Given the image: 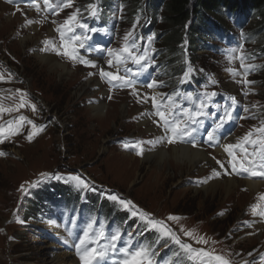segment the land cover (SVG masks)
I'll use <instances>...</instances> for the list:
<instances>
[{
	"label": "rangeland",
	"instance_id": "rangeland-1",
	"mask_svg": "<svg viewBox=\"0 0 264 264\" xmlns=\"http://www.w3.org/2000/svg\"><path fill=\"white\" fill-rule=\"evenodd\" d=\"M142 1L100 0L95 6L94 0H71L70 6H63L65 0H52L49 8L43 0L35 3L33 0H0V64L5 66L0 65V74L9 78L0 80V84L13 85L11 91L20 93L21 101L26 103L24 109L20 107L21 103L13 107L21 112L15 117L16 122H21L18 118L24 116L38 127L43 126V131L31 142L27 136L34 129L26 121L21 122L24 126L18 136L9 133V126L4 127L6 138L0 143V152L6 153L0 156V264H44L42 248L51 242L48 230L58 228V225L66 232L71 245L87 231L86 244L81 248H102L107 258L117 253L112 246L114 241L109 237L101 246V240L91 234L119 232L118 239L123 243L119 245L118 254L124 260L131 258L121 252V248L131 252L146 247L151 264L157 263L162 250L169 247L174 241L172 235H175L191 249L173 246L166 250V262L161 264H171L172 258L175 259L173 264H197L200 250L209 254V248L215 252L210 255L211 264H216L212 258L217 255L228 259L227 251L232 256L230 264H264V254L261 258L243 259L244 254L254 248L264 253V216L258 214L264 211V199H261L264 197V176H251L239 168L233 171L228 153L216 156L214 144L206 136L220 123L225 110H232L233 118L218 128L215 135L223 136L226 144L239 141L238 147L233 149L237 159L243 160L247 156L259 165V150L251 141L261 139V133L256 129L264 127V19L258 15L238 25L235 23L237 14L232 17L235 21L228 17L223 21L210 18L198 36L185 29L176 40L175 32L167 29L163 5L159 7V3L158 10L153 11ZM89 3L91 7L87 8ZM92 10L95 12V15L92 13L93 28L100 31H91V42L100 39L107 45L98 52L81 42L66 43L61 35L63 32L58 33L56 29L70 24L69 18L73 15L82 17L87 23ZM147 18L151 21L147 22ZM66 21L69 22L66 24ZM84 26L86 32L89 27ZM216 31L232 37L233 44L242 48L243 65L254 68L252 76L243 72L237 77L229 72L239 69L241 63L236 67L217 50L221 46ZM26 37L31 39L26 40ZM23 40L25 43L21 42ZM45 41L50 43L46 45ZM139 41L146 43V48L141 50ZM133 43L135 47H130L132 55H145L140 65L150 67L152 60L153 67L159 72L153 70L151 77L149 73H142L138 64L124 52V48ZM65 44L70 46L69 51H73L74 45V51L94 62L95 67L57 55V51H64ZM38 55L54 57L58 63L67 66L69 75L60 78L38 60ZM109 60L120 68L109 66ZM4 68H8L11 75L4 72ZM241 68L243 71V66ZM101 70L131 77L129 80L134 87H120L119 81L102 83ZM147 79L150 81H140ZM189 79L193 83L189 84ZM237 79L244 80V84L237 85ZM152 80L163 83L165 88L158 89L156 85L148 88L146 85ZM87 82L89 87L83 90L82 86ZM196 84L199 91L216 93L211 97H227L219 104L222 109H218V117L212 118L211 114L208 124L212 128L207 126L208 131L204 130L203 125L207 124L204 119H199L201 124L193 125L202 131V136H197L195 148H205L212 163H201L200 171L196 172L189 167L176 166L167 158L156 167L146 159L154 148L169 151L171 147L192 144L179 140L168 144L164 128L154 122L159 121L155 115L157 109L151 99L145 98L155 96L157 99L166 90L172 100L164 98L160 109L174 110L175 119H183L178 112L184 108L190 109V115L194 116L201 98L193 105L187 98L186 104L181 106H173V100L185 99L188 86L193 95ZM0 91L5 92L6 88H0ZM232 97L236 98L235 105ZM99 103L104 109L98 113L92 106ZM33 104L36 111L32 110ZM8 105L6 111L0 113V126L5 121V113L10 110ZM143 121H146V127L140 125ZM250 132L253 135L245 141L244 137ZM161 137H164L161 142L147 143ZM226 137H231V143ZM141 148L142 155L137 154ZM260 149L264 151L261 144ZM41 173L51 176L42 178ZM57 176L61 178H54ZM71 177H79L87 187H78ZM223 178L255 181L263 187L259 192L249 194L244 183L239 182L238 190L230 194L221 188L215 193L204 192L208 180L211 184L214 183L211 179ZM35 181L42 182L33 186ZM21 185L26 191L20 190ZM112 195L118 200L110 199ZM127 200L136 208H126L120 203ZM253 206H256V214ZM132 210H137L138 214L133 216ZM143 213L149 214L147 219L142 218ZM170 216L179 219L169 220ZM148 220L159 223L151 225ZM90 223L91 229L88 228ZM186 232L193 235L190 237ZM201 237L207 242L198 243ZM62 242L65 240L57 244L61 250ZM72 252L77 255L76 248ZM117 259L115 255L112 260L100 259L93 264H119ZM78 264H82L80 258Z\"/></svg>",
	"mask_w": 264,
	"mask_h": 264
},
{
	"label": "snow or ice",
	"instance_id": "snow-or-ice-1",
	"mask_svg": "<svg viewBox=\"0 0 264 264\" xmlns=\"http://www.w3.org/2000/svg\"><path fill=\"white\" fill-rule=\"evenodd\" d=\"M33 2H36V0H33ZM44 5H46L47 7L51 8L52 4L50 2V0H43ZM71 5V0H65V4L63 6H70ZM91 7V6H90ZM93 15H95V12H93ZM75 19V15H73L72 17L69 18V21L74 20ZM66 21V24L69 22ZM28 23H32L31 21H28ZM81 27H85L83 24H81ZM90 31L95 32L97 31V29H90ZM63 36V33L61 34ZM73 39H75L76 41H80L81 37L79 35H76ZM127 39V37H126ZM46 45L49 44L50 42L45 41L44 42ZM80 47H83V44L79 45ZM69 45L65 44L64 45V51L63 52H59L57 51V55H63L68 57L69 59H72L73 61H77L80 60L81 63H83L85 66H92L95 67V63L92 61H89L87 59H80L79 53L73 51H69ZM99 47V46H98ZM130 47H135V44L133 43L130 46H126L124 48V52L128 53V56H130L132 58V60L136 63V64H141V62L145 59V55H140V56H133L131 51H130ZM109 53H111V50H108ZM119 59V58H118ZM125 60L127 59L126 57L124 58ZM242 64L243 65V58H241ZM109 66H112L113 61L109 60ZM11 75V73H10ZM91 75V73L89 74ZM100 75L102 77H107L109 78V82H113V81H119L120 87H134L133 83L126 77V76H121L118 73H113V72H106L101 70ZM3 79V75L0 74V80ZM248 84H251V81H245ZM157 84V81L152 80L150 83H148L146 86L148 88H153L155 85ZM17 91H21V90H17ZM26 95V94H25ZM187 98L189 100L192 99V94L188 93L186 94ZM207 96H215L216 93H210V94H206ZM147 99H151L153 107H156L157 104V99L155 96H152L150 98H145ZM169 100H171V97H168ZM232 99V103L233 105H235L237 102L235 100V98H231ZM25 104L23 101H21L20 107H24ZM173 106H175V104H173ZM205 102L203 100L200 101V108L203 109L205 107ZM32 110L36 111V107L35 105H31ZM245 111H247V108L244 109ZM6 111V109H4L3 107H0V113ZM184 114L188 115V121L189 122H184L183 119H169V113L167 110H162L160 108H157V111L155 113V115H157L159 117V121H154L155 123L158 124V126L163 127L165 130V136L167 137V143L172 144V143H176L178 140L184 143H191L193 147L196 146L197 144V133L199 131L198 127H194L193 125H199L202 123V121H199L198 119H196L195 117H199L201 115H203L204 113L201 112H196L193 115H189V110L188 109H184ZM232 113L229 110H225V115L223 117L220 118V123L217 124L212 130L208 131L206 133L207 136V140L209 142H216L217 141V137L215 135L216 131L218 128L222 127L223 124L229 120L232 119ZM19 121L24 122L26 121L28 124L32 125V128L34 129V131L30 132L27 136V139L29 140V142H31V140L39 134L40 131H43V126H37L35 125L31 120H27L26 117L24 116H20ZM9 133L11 135H17L20 133V130L23 128V124L19 123L17 124V126L15 128H12V125L14 123H16L15 121H9ZM257 132L261 133V139L259 141H251V143H259L262 146H264V127L258 128L256 129ZM5 128L3 126H0V143H3V140L6 138L5 135ZM253 135L252 132L248 133L247 136L244 137L245 141L249 140V137H251ZM188 138V139H186ZM164 139V137L158 138L156 141H148L147 143H158L161 142ZM143 143V142H141ZM238 147V145H234V144H226L224 145V150L228 153V155L231 157V166L233 171H236L237 168H239L240 171L242 172H246L249 173L251 176H264V151L261 152L260 154V163L257 166L255 164L254 161L252 160H248L247 156H245V158L243 160H238L237 156L233 153V149ZM143 153V149L141 148L140 151H138L137 154H141ZM6 155V153L4 152H0V156H4ZM245 161H247V167L245 166ZM217 163H220V161H217ZM221 167H223V165L221 164ZM259 169V170H258ZM214 174L218 175L219 173H215ZM51 174L49 173H41V177L42 178H48L50 177ZM56 179H60L61 177L57 176L54 177ZM70 179L74 180L76 182V185L79 187L81 185H83L84 187H87L86 184H84V181L81 180L79 177H71ZM42 181H35L32 182L33 186H35L36 184L40 183ZM21 191H26L24 186L21 185ZM110 199L112 200H118V197L116 195H112L110 197ZM261 199H264V197H261ZM120 203H122L126 208L131 206L132 209H135L136 206L133 204L132 201L127 200V201H120ZM253 212L254 214H256V206H253ZM138 214L137 210H132V215L136 216ZM261 216H264V211L258 213ZM149 214L147 213H143L142 214V218L147 219ZM169 220H178L179 217H175V216H170L168 218ZM148 223L151 225H155L159 222L156 221H152V220H148ZM88 228L91 229L92 228V224L90 223L88 225ZM168 230H166L167 232ZM169 235H172L170 232H168ZM69 235H73L72 232H69ZM89 233L87 231H83L82 232V236L78 237V243H75L74 246L76 247L77 250V255L79 256L82 264H93L94 261L97 260V256L100 255L102 256L103 253H98L97 249L95 247H84L83 249L81 248V245H85L86 241L84 239V237H88ZM100 235H103V232H100ZM119 232H116L115 234L110 236V239L112 241H116L119 238ZM186 235L188 236H192V232H186ZM172 238L174 239L175 243L180 244L182 249H191V246L188 244H182L181 241L179 240L178 237H176L175 235H172ZM198 243H206L207 241L204 240L203 237L199 238V240H197ZM65 243H68L67 240H65ZM113 247H115V245H113ZM121 252H123L126 256L130 257L131 259H125L122 261V264H151V260L149 258V251L146 247H139L131 252H129V250L127 248H121L120 249ZM202 252L203 255L207 256L208 253L203 252V250H200ZM216 264H230V261L225 259L223 256H215L212 258ZM208 264H211V261L208 262Z\"/></svg>",
	"mask_w": 264,
	"mask_h": 264
},
{
	"label": "trees",
	"instance_id": "trees-1",
	"mask_svg": "<svg viewBox=\"0 0 264 264\" xmlns=\"http://www.w3.org/2000/svg\"><path fill=\"white\" fill-rule=\"evenodd\" d=\"M130 1L137 3L138 0ZM142 3L153 11L158 10L159 3V7L163 5L166 12L164 20L168 26L167 29L170 28L175 32L176 40L179 39V33L185 29H188L190 34L198 36L200 29L210 22V18L223 21L224 18L237 14L239 20L241 18L251 20L258 15L264 19V0H143ZM2 87L6 88V91H0V107L7 109L6 104H9L10 110L5 113L4 117L5 120H11L21 113L13 109L21 103V95L11 91L14 89L13 85L6 87L4 84ZM262 87L264 89V83Z\"/></svg>",
	"mask_w": 264,
	"mask_h": 264
},
{
	"label": "bare ground",
	"instance_id": "bare-ground-1",
	"mask_svg": "<svg viewBox=\"0 0 264 264\" xmlns=\"http://www.w3.org/2000/svg\"><path fill=\"white\" fill-rule=\"evenodd\" d=\"M31 39L30 37H26V40ZM26 40L21 41L22 43H25ZM38 60L46 67L49 68L50 71L56 72L58 76L61 78L66 77L69 75L68 68L65 67L62 63H58L57 60L52 56H39ZM89 87L88 82L85 83L82 88L83 90H86V87ZM83 92V91H82ZM118 93H115L117 95ZM93 111L100 112L101 109H104V105H101L100 103L97 106H92ZM124 112V111H123ZM140 125H143L146 127V121H143L140 123ZM215 155L219 156L222 155L224 152V146L220 143L219 138H217V141L215 142V149H214ZM150 155V156H149ZM146 159L150 162L156 165V167H160L163 163H165L167 158H170V161L174 162L176 166L179 167H189L192 168L193 171H200V165L202 164H211L212 161L208 158V155L206 154L205 148H202L201 150H197L193 146H176L171 147L169 151L165 148H154L150 154L146 155ZM214 183H208L207 186L203 187L205 189L204 192H214L221 188L223 189L224 193L230 194L234 192L239 186V182H243L244 186L246 187V190L249 192V194H254L261 187H263L261 184L257 182L252 181H238L232 178L229 179H211ZM209 184V185H208ZM238 190V189H237ZM48 234L51 236V242L46 243V245L42 248L43 253V262L44 264H78V261L73 258L72 254L66 253L62 251L59 246L57 245L61 240H65L64 233L59 228H50L48 230ZM52 258V259H51Z\"/></svg>",
	"mask_w": 264,
	"mask_h": 264
}]
</instances>
